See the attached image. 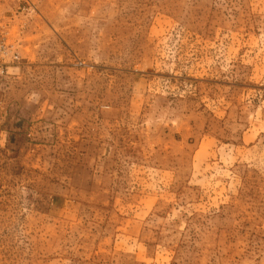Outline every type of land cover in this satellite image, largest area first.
Instances as JSON below:
<instances>
[{"label":"rangeland","instance_id":"374dc122","mask_svg":"<svg viewBox=\"0 0 264 264\" xmlns=\"http://www.w3.org/2000/svg\"><path fill=\"white\" fill-rule=\"evenodd\" d=\"M0 264H264V0H0Z\"/></svg>","mask_w":264,"mask_h":264},{"label":"built area","instance_id":"2783aa9c","mask_svg":"<svg viewBox=\"0 0 264 264\" xmlns=\"http://www.w3.org/2000/svg\"><path fill=\"white\" fill-rule=\"evenodd\" d=\"M18 58L16 44L9 39V30L0 24V81L8 76Z\"/></svg>","mask_w":264,"mask_h":264}]
</instances>
